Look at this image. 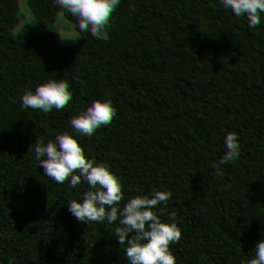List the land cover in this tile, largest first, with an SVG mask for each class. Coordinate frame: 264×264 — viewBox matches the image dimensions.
Returning <instances> with one entry per match:
<instances>
[{
  "label": "trees",
  "instance_id": "1",
  "mask_svg": "<svg viewBox=\"0 0 264 264\" xmlns=\"http://www.w3.org/2000/svg\"><path fill=\"white\" fill-rule=\"evenodd\" d=\"M115 2L121 20L189 48L178 82L139 87L128 69L104 68L75 27L100 0H0V264H264V206L252 198L264 186V153L246 142L249 126L264 120V0ZM197 66L198 80L223 74L224 87L193 85L187 73ZM98 101L115 116L102 135L78 131L75 151L59 154L36 140L53 112L99 119ZM200 105L220 116L216 135L235 161L228 181L205 183L173 143L172 116ZM172 163L184 167L182 184L171 181ZM142 164L158 173L145 183L166 187L183 214L168 218L176 236L164 248L145 244L138 256L132 245L114 259L96 251L87 228L102 222L133 239L146 232L148 206L135 200L130 179Z\"/></svg>",
  "mask_w": 264,
  "mask_h": 264
},
{
  "label": "clouds",
  "instance_id": "2",
  "mask_svg": "<svg viewBox=\"0 0 264 264\" xmlns=\"http://www.w3.org/2000/svg\"><path fill=\"white\" fill-rule=\"evenodd\" d=\"M239 2L240 0H224L228 7L238 5ZM120 17L121 10L115 0H100V10L90 17L79 19L75 25L78 35L98 50L97 55L102 58L104 68L114 73H119L122 68L128 69L129 80L139 87H143L145 80L153 81L161 87H170L186 74L188 62L193 58L187 46L179 40L170 42L167 37H159L153 27L141 26L135 20L123 21ZM238 71L246 74L248 68L241 66ZM198 73H203L200 66L187 73V78L193 85H198L201 89L224 87L223 74H217L211 80H198ZM241 88H244L243 85ZM72 90L81 91L82 85L75 82ZM225 99L232 102L234 96L229 94ZM105 111L106 104L98 101L94 112L99 119L95 120L84 111L75 112L71 116L53 112L49 122L35 132V138L56 154L63 150L75 151L73 137L78 131L100 136L111 126L115 116L103 115ZM75 121L79 122V129ZM219 121V114L204 105L190 113L180 111L172 116L173 143L183 146L180 153L187 158L188 163L194 165L195 173L205 183L228 181L234 169V157L227 155L216 135ZM249 128L246 137L248 146L253 154L264 153V120L257 121ZM170 171L172 183L182 184L184 167L172 163ZM156 175L157 170L150 164H142L130 173L131 181L138 185L133 193L135 200L148 206L146 232L141 234L135 230L134 239L125 238L113 236L102 222L90 224L87 231L95 237L97 252L117 259L134 245L133 251L139 256L143 253V245H152L160 250L165 247L167 241L176 236L174 228L168 227V218L176 219L183 214V209L169 199L166 187L148 186L145 183L149 176ZM252 198L257 204L264 206V186L256 188ZM183 236L189 242L194 238L188 231H185ZM173 247L172 243H167L169 250Z\"/></svg>",
  "mask_w": 264,
  "mask_h": 264
}]
</instances>
